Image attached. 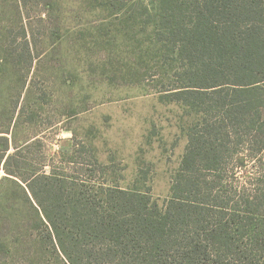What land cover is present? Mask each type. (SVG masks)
Segmentation results:
<instances>
[{
  "label": "trees",
  "instance_id": "1",
  "mask_svg": "<svg viewBox=\"0 0 264 264\" xmlns=\"http://www.w3.org/2000/svg\"><path fill=\"white\" fill-rule=\"evenodd\" d=\"M116 1L131 48L117 74L194 116L171 195L77 149L36 167L33 141L10 152L2 129L0 264H264V0Z\"/></svg>",
  "mask_w": 264,
  "mask_h": 264
},
{
  "label": "rangeland",
  "instance_id": "2",
  "mask_svg": "<svg viewBox=\"0 0 264 264\" xmlns=\"http://www.w3.org/2000/svg\"><path fill=\"white\" fill-rule=\"evenodd\" d=\"M102 1L0 0V130L10 152L33 141L23 154L36 167H64L77 149L164 203L194 116L161 100L157 81L117 74L131 59L127 7Z\"/></svg>",
  "mask_w": 264,
  "mask_h": 264
}]
</instances>
